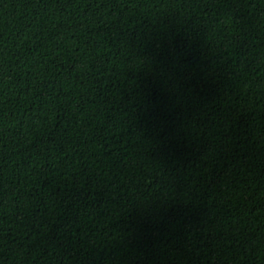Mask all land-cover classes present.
Instances as JSON below:
<instances>
[{
	"label": "trees",
	"instance_id": "1",
	"mask_svg": "<svg viewBox=\"0 0 264 264\" xmlns=\"http://www.w3.org/2000/svg\"><path fill=\"white\" fill-rule=\"evenodd\" d=\"M0 264H264V0H0Z\"/></svg>",
	"mask_w": 264,
	"mask_h": 264
}]
</instances>
